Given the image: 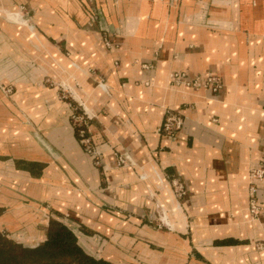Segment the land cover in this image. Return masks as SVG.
<instances>
[{
	"label": "crops",
	"instance_id": "0c3cea01",
	"mask_svg": "<svg viewBox=\"0 0 264 264\" xmlns=\"http://www.w3.org/2000/svg\"><path fill=\"white\" fill-rule=\"evenodd\" d=\"M0 9V236L38 247L59 221L87 254L115 264H264V182L257 215L249 189L251 168L264 164V0H0ZM179 71L223 86L177 85ZM68 92L90 118L99 165ZM168 114L184 121L174 135L161 130Z\"/></svg>",
	"mask_w": 264,
	"mask_h": 264
},
{
	"label": "trees",
	"instance_id": "16d2710c",
	"mask_svg": "<svg viewBox=\"0 0 264 264\" xmlns=\"http://www.w3.org/2000/svg\"><path fill=\"white\" fill-rule=\"evenodd\" d=\"M70 258L66 262L64 259ZM0 264H115L87 254L74 232L65 224L53 221L48 239L38 247H21L0 236Z\"/></svg>",
	"mask_w": 264,
	"mask_h": 264
},
{
	"label": "built area",
	"instance_id": "2783aa9c",
	"mask_svg": "<svg viewBox=\"0 0 264 264\" xmlns=\"http://www.w3.org/2000/svg\"><path fill=\"white\" fill-rule=\"evenodd\" d=\"M173 82L177 85H184L187 87L194 88H204L212 90L213 92L219 91L223 84L221 77L217 75H207L204 78L199 76L191 77L185 71L175 72L173 75ZM72 117L75 119V125L77 126V131L81 139V143L85 146V149L90 153L95 162L99 165L101 164L100 153L97 151L93 139L88 135L89 130V117L82 111L76 110ZM183 118L179 115L168 114L166 115L164 122L162 124V132L167 135H174L178 130L183 126ZM130 156L126 153H121L117 155L118 162L125 164L129 161ZM250 208L254 215H257L261 212L262 207L256 199V193L259 189V186L264 182V164H260L256 167H252L250 170ZM177 191H175L176 193ZM179 193L183 192V187L179 185ZM177 195V193H176ZM178 196V195H177Z\"/></svg>",
	"mask_w": 264,
	"mask_h": 264
},
{
	"label": "water",
	"instance_id": "95a60500",
	"mask_svg": "<svg viewBox=\"0 0 264 264\" xmlns=\"http://www.w3.org/2000/svg\"><path fill=\"white\" fill-rule=\"evenodd\" d=\"M19 11H20V14L22 15V17L27 21V25H28V27H29V29L32 31V33L36 36V38L40 41V42H43V40H41L40 38H42L41 37V35H40V33H39V31H38V29H37V26H36V24L34 23V21H32V19H31V15L30 14H25L22 10H20V9H18ZM0 12H3L5 15H6V13L2 10V9H0ZM7 16V15H6ZM45 45H46V43H44ZM1 90L3 91V93L6 95V93L4 92V89L3 88H1ZM150 163H154L155 165H156V167L158 168V172H159V174L161 173V175H162V179H161V181L164 183V185H165V187L167 188V191H168V194H169V196H170V199L173 201V202H176L177 204H178V209L177 210H179V212H181V204H180V201H179V199H178V197L176 196V193H175V191H174V188L172 187V185H171V183H170V181L168 180V178L166 177V175H165V173L162 171V169H160V167L158 166V163H157V161H156V159H155V157H153V156H150L149 157V164ZM174 209H176L175 207H174ZM174 212H177L176 210H174Z\"/></svg>",
	"mask_w": 264,
	"mask_h": 264
},
{
	"label": "rangeland",
	"instance_id": "374dc122",
	"mask_svg": "<svg viewBox=\"0 0 264 264\" xmlns=\"http://www.w3.org/2000/svg\"><path fill=\"white\" fill-rule=\"evenodd\" d=\"M36 37V36H35ZM2 88V87H1ZM64 99L65 100H67L68 101V103H69V107L72 109V115L75 113V112H78V111H76V110H81L82 108H83V104H80L79 103V101L77 100L78 98L77 97H75V94H73V93H70V92H68V94L64 97ZM71 120H72V123H73V125L76 127V133H77V135H78V132H77V126L75 125V119H73V117L71 116ZM79 136V135H78ZM82 147L84 148V150L86 151V152H88L86 149H85V146L84 145H82ZM66 262H68L69 263V261H71V259L70 258H67L66 257V259H64Z\"/></svg>",
	"mask_w": 264,
	"mask_h": 264
},
{
	"label": "bare ground",
	"instance_id": "6f19581e",
	"mask_svg": "<svg viewBox=\"0 0 264 264\" xmlns=\"http://www.w3.org/2000/svg\"><path fill=\"white\" fill-rule=\"evenodd\" d=\"M7 12V11H6ZM11 14H12V12H11ZM18 19V18H17Z\"/></svg>",
	"mask_w": 264,
	"mask_h": 264
}]
</instances>
